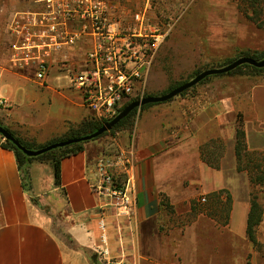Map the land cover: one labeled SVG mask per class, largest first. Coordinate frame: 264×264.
<instances>
[{
  "label": "crops",
  "instance_id": "1",
  "mask_svg": "<svg viewBox=\"0 0 264 264\" xmlns=\"http://www.w3.org/2000/svg\"><path fill=\"white\" fill-rule=\"evenodd\" d=\"M15 44L12 26L0 29V125L43 147L92 116L70 74L85 69L87 48L48 61L39 83L34 65L16 61ZM200 93L179 101L167 123L157 117L165 108L138 115L127 215L94 190L100 140L62 161V186L51 161L20 169L0 146V264H264V199L255 246L247 235L253 185L236 154L241 117L250 161L264 163V72L225 75Z\"/></svg>",
  "mask_w": 264,
  "mask_h": 264
},
{
  "label": "built area",
  "instance_id": "2",
  "mask_svg": "<svg viewBox=\"0 0 264 264\" xmlns=\"http://www.w3.org/2000/svg\"><path fill=\"white\" fill-rule=\"evenodd\" d=\"M137 1L139 8L126 11L116 0H41L40 7L36 1L12 24L16 61L34 65L36 79L43 83L48 61L58 55L60 61H72L64 52L83 43L87 65L82 71L70 70L72 86L91 118L109 122L126 103L144 98L147 78L174 30L154 11L164 0ZM94 163L96 193L120 215L130 214L136 195L131 150H106Z\"/></svg>",
  "mask_w": 264,
  "mask_h": 264
},
{
  "label": "rangeland",
  "instance_id": "3",
  "mask_svg": "<svg viewBox=\"0 0 264 264\" xmlns=\"http://www.w3.org/2000/svg\"><path fill=\"white\" fill-rule=\"evenodd\" d=\"M116 3L125 11L139 8L137 0H116ZM31 6L32 0H0V29H8L20 13ZM154 11L162 15V22L172 23L174 30L160 49L147 78L143 97L164 95L179 84L190 81L197 73L221 68L246 52L256 53L261 55L260 60L264 59V0H164L154 5ZM221 77H209L166 103L139 108L133 116V122L131 120V123L110 131L94 142L100 140L104 151L117 150L122 148L121 140H126L127 135L128 145H123L127 148L140 113L150 108H165L167 111L160 110L157 117L167 123L179 101L200 95L202 90L213 85L214 79ZM256 165L264 169V163L254 157L252 162L248 159L242 163L245 170L254 168V175H257ZM51 181L45 177L42 185L47 188ZM252 192L262 205L264 181L254 184Z\"/></svg>",
  "mask_w": 264,
  "mask_h": 264
},
{
  "label": "trees",
  "instance_id": "4",
  "mask_svg": "<svg viewBox=\"0 0 264 264\" xmlns=\"http://www.w3.org/2000/svg\"><path fill=\"white\" fill-rule=\"evenodd\" d=\"M242 57H251L255 60L261 59L260 58L261 55H258L256 53H251V52L244 53V56H242ZM232 62H230V63H232ZM262 72H264V68L258 69V68L252 67L250 65H243V66L238 67L234 71H232L228 74H225V75H228V76L251 75V74L262 73ZM199 73H201V72H199ZM199 73H197L196 75H198ZM225 75H219V76H225ZM204 81H202V82H204ZM182 84H184V83H182ZM182 84H179L177 87H179ZM177 87H175V88H177ZM175 88H173V89H175ZM186 92H184L183 94H185ZM133 101H135V100H132V101L126 103L121 108L120 112L125 107H127L129 104H131ZM151 105H155V104H150V105L144 106L141 109L147 108ZM137 110L138 109L134 110L127 118H125L123 121H121L113 130L119 129L120 127H122L124 124H126L128 122L131 123V120L133 122V116L135 115ZM103 124L104 123L101 121H98L94 118H89L88 120H86L81 125H78L76 127L72 126L69 129L68 134L64 138L57 140L55 142H52L48 145H51V144H54L57 142H61V141H65V140H70V139H75V138L90 135V134L96 132L98 129H100L103 126ZM8 131L16 138V140L19 141V143L22 146H24L27 149L38 150V149H41V148L48 146V145H46L43 147L35 148V146L33 144L24 142L20 138L16 137L10 130H8ZM108 133L109 132L105 133L104 135H107ZM104 135H102L101 137H103ZM0 137H1V139L4 140L3 143H0V146L2 148L8 149V150H11L14 152L20 169H24L26 166H28L33 161H47V160L51 161L53 164V168H54L55 183L58 186H62V161L68 157H71V156H74V155L81 153L84 150L85 144L91 142V141H89V142H84V143L73 144V145H70L67 147H63V148H59V149L50 151V152L45 153L43 155H40L38 157H28L21 150H19L13 143L6 141L1 135H0ZM101 137H99V138H101ZM99 138H97V139H99ZM236 139H237L236 154H237L238 163H239V170H245V168L242 167V163H243V161L248 160V159L250 160L251 158L247 152V147H246V142H245V133L243 131V121H242L241 117H239V120H238V129H237ZM94 140H96V139H94ZM94 140H92V141H94ZM253 169L254 168H252L251 170H248L250 172L252 185L257 184L260 181H264V169L261 168V165L255 166V170H256L255 173L257 175H254ZM228 203H229V198L227 201V205H228ZM162 205H165V201H163ZM228 209L229 208H224L222 210L226 212V211H228ZM262 220H263V207H262L261 203L258 201L256 194L254 192H252L251 193V211H250V215H249V219H248L247 235H248L249 240L255 246L258 245V242L256 240L257 228L260 226Z\"/></svg>",
  "mask_w": 264,
  "mask_h": 264
},
{
  "label": "water",
  "instance_id": "5",
  "mask_svg": "<svg viewBox=\"0 0 264 264\" xmlns=\"http://www.w3.org/2000/svg\"><path fill=\"white\" fill-rule=\"evenodd\" d=\"M243 65H250L252 67L258 68V69H263L264 68V59L263 60H255L251 57H240L236 60H234L232 63L221 67V68H213V69H208L205 70L198 75H196L193 79L190 81L180 85L179 87L173 89L172 91L161 95V96H148L144 97L139 100L133 101L131 104H129L127 107H125L113 120L106 122L103 124V126L98 129L96 132L75 138V139H70V140H65L61 142H57L51 145H48L47 147L38 149V150H33V149H27L24 146H22L18 140L3 126L0 125V135L6 140L11 143H13L19 150H21L26 156L28 157H38L40 155H43L45 153H48L50 151L67 147L73 144L77 143H84V142H89L94 139H97L104 135L107 132L112 131L121 121H123L125 118H127L134 110L142 108L144 106L150 105V104H161V103H166L184 92L194 88L198 84H200L202 81L205 79L212 77V76H219V75H225L228 74L238 67H241Z\"/></svg>",
  "mask_w": 264,
  "mask_h": 264
},
{
  "label": "flooded vegetation",
  "instance_id": "6",
  "mask_svg": "<svg viewBox=\"0 0 264 264\" xmlns=\"http://www.w3.org/2000/svg\"><path fill=\"white\" fill-rule=\"evenodd\" d=\"M36 1H39V0H36ZM37 6H38V7H40V6H44V3L41 2V0H40V3H39Z\"/></svg>",
  "mask_w": 264,
  "mask_h": 264
}]
</instances>
